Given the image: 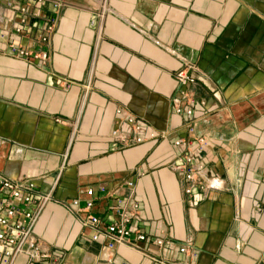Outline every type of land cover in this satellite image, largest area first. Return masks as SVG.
<instances>
[{
	"label": "crops",
	"instance_id": "1",
	"mask_svg": "<svg viewBox=\"0 0 264 264\" xmlns=\"http://www.w3.org/2000/svg\"><path fill=\"white\" fill-rule=\"evenodd\" d=\"M7 1L0 0V173L53 191L34 229L38 242L73 264H152L151 256L264 264V0H62L48 44L41 37L53 6H34V17L20 10L27 0ZM11 44L48 59L17 56ZM182 69L196 82L180 86ZM181 90L196 100L191 137L208 142L197 156L207 172L197 181L217 179L220 188L187 194L173 169L185 152L173 141L190 136L186 116L174 112ZM127 113L146 123L145 140L130 146L112 135H133ZM154 130L166 139H150ZM100 187L122 197L133 191L134 227L148 240L187 244L197 257L92 241L66 204H85L94 188V212L110 223Z\"/></svg>",
	"mask_w": 264,
	"mask_h": 264
},
{
	"label": "built area",
	"instance_id": "2",
	"mask_svg": "<svg viewBox=\"0 0 264 264\" xmlns=\"http://www.w3.org/2000/svg\"><path fill=\"white\" fill-rule=\"evenodd\" d=\"M28 4L23 5L20 10L26 16H36L39 13L32 8L44 7L50 3L53 6V14H49L44 29V35L41 41L49 43L50 36L57 22V13L63 8L62 0H27ZM7 4L12 5L8 0ZM26 16L21 19L26 22ZM11 20V19H9ZM21 33L22 28L15 29ZM11 53L17 56H33L43 62L48 59L47 52H34L26 50L16 44L10 45ZM191 69V68H190ZM177 80L180 86H185L196 82V77L191 75L188 69L178 71ZM182 97L175 99L174 112L177 115H185L187 120L188 137H180L173 141L176 147H182L185 152L177 156L173 169L182 173L188 182L185 192L192 194L196 187L199 188H220L213 186L217 179H212L209 186L198 182V176L206 173V169L197 162V156L207 147L208 142L203 137H191L194 134L193 128V104L196 102L195 97L189 91L181 90ZM122 109H117L121 114ZM126 123L129 125L133 135L121 133L119 129L113 130V137L121 144L132 145L143 142L145 136L142 129L146 123L138 116L131 113L126 115ZM166 132L151 131L150 139H166ZM194 140L197 145H194ZM127 186L134 190V183L127 182ZM101 194L109 195L110 210L113 213L114 220L107 223L102 216L94 212L96 202L94 199L95 190L90 188L88 194L90 198L81 205L78 199H73L66 204L67 208L80 215L82 227L90 231L92 241L103 240L104 245L110 250L118 246H128L136 251H144L143 245L148 244L150 247L158 249L178 250L186 253L192 258L197 257L196 251H190L189 245H180L173 239L154 238L148 240L146 234L133 225L137 217L139 208L138 201L134 198L132 191L128 196L122 197L111 193L105 187H100ZM53 200V191L45 192L37 187L36 183L27 178L13 179L0 173V264H73L65 258L63 252H51L40 244L36 238L34 229L40 220V216L50 201ZM152 264H177L171 258H161L151 256Z\"/></svg>",
	"mask_w": 264,
	"mask_h": 264
},
{
	"label": "clouds",
	"instance_id": "3",
	"mask_svg": "<svg viewBox=\"0 0 264 264\" xmlns=\"http://www.w3.org/2000/svg\"><path fill=\"white\" fill-rule=\"evenodd\" d=\"M222 184H223V181H219V180H217V181L214 183L213 186H215V187H221Z\"/></svg>",
	"mask_w": 264,
	"mask_h": 264
}]
</instances>
